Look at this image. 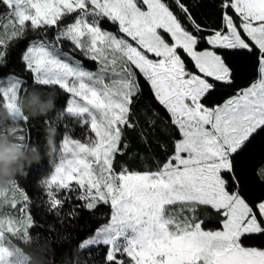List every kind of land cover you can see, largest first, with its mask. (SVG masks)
<instances>
[{"label":"snow or ice","instance_id":"1","mask_svg":"<svg viewBox=\"0 0 264 264\" xmlns=\"http://www.w3.org/2000/svg\"><path fill=\"white\" fill-rule=\"evenodd\" d=\"M216 3L218 22L206 23L184 0H0V69L23 43L34 83L70 95L58 163L41 181L47 211L72 227L81 211L109 208L76 244L72 264H264V166L249 168L254 142L264 148V0ZM249 61L259 78L219 102ZM21 86L13 73L0 77V108L22 149L20 122L29 118L19 107ZM141 96L166 111L172 143L137 169L119 158L130 147L127 131L138 127ZM70 125L85 129L83 138L70 135ZM0 196V264L14 253L27 261L25 247L49 242L33 235L43 226L17 177ZM201 210L214 212L216 227Z\"/></svg>","mask_w":264,"mask_h":264},{"label":"trees","instance_id":"2","mask_svg":"<svg viewBox=\"0 0 264 264\" xmlns=\"http://www.w3.org/2000/svg\"><path fill=\"white\" fill-rule=\"evenodd\" d=\"M184 2L192 8L197 18L202 22L213 23L217 21L218 6L216 0H184ZM2 10L0 9V11ZM108 27L110 30H114L110 25ZM25 47L26 45L21 43L11 49L10 62L5 68L0 69V77L13 73L22 81L21 98L18 103L22 112L29 118L27 122H20L26 144H24L22 149L16 147V137L13 136L15 129L11 123H8L9 118L7 116L4 125L0 126V145H5L11 149L12 151L9 155L13 156L16 153H28L32 147H35L42 157L40 163H34L30 167H26V174L18 175L17 179L20 187L26 190L30 197L31 214L37 224L43 226L33 228V235L35 236L39 233L42 238H47L49 242L46 245L42 239L38 245L32 244L25 247L24 253L28 254L27 257L29 255L32 256L33 264H35V261L41 259L45 249L48 248L46 259L49 264H72L77 259L78 250L76 244L93 233L94 229L101 223L105 222L104 217L109 213V208L108 206H101L95 214L81 211L78 220L72 222L74 225L72 227L62 226L54 214L47 211L46 198L41 181L48 177V174L54 170L55 164L58 163V148L66 131L64 128L66 121L61 120L60 113L66 108L70 95L64 93L58 86H41L34 83L32 75L25 70V65L21 60ZM64 47L67 50L70 45L65 43ZM77 58L83 62V66L86 69L96 70L95 62L87 60L78 53ZM258 73V65L249 61L248 70L237 79L232 90L218 95L216 99L219 102H223L229 95L234 94L236 90L250 86L252 82L257 80ZM34 88H39L48 93V95L41 97L39 92L31 91ZM25 90L29 91L26 96H24ZM145 91L147 93L149 90L146 89ZM53 100L54 105L51 110L43 115H29L32 112L38 113L40 106L50 105ZM0 112L6 113V110L0 108ZM134 112L138 127L135 130L127 131V140L130 143V147L126 154L119 158V162L133 168L142 169L146 165H154L156 158L162 159L165 156L164 150L160 147L161 144H167L169 150H171L172 142L167 130L169 118L166 111L158 105L154 98L151 99V104H149L148 96H141L134 105ZM5 130L8 132L9 139L4 138ZM46 130H54V142L57 149L50 156L47 154ZM68 131L75 138H83L82 134L85 129H82L79 125H70ZM145 137H147V143L144 142ZM261 166H264V148H262L259 141H256L252 146L249 168L250 171L256 170L258 172ZM68 210L69 205L66 204L63 212L66 213ZM205 215L215 219L212 223L205 221L207 226L216 227L217 218L214 212L201 210L199 213L200 219L204 220ZM48 225H55L56 231L49 233L47 231ZM93 252H95V249H93ZM79 259L83 261L85 257L82 256ZM95 259H99V257H95ZM89 264H92V262L89 261Z\"/></svg>","mask_w":264,"mask_h":264},{"label":"clouds","instance_id":"3","mask_svg":"<svg viewBox=\"0 0 264 264\" xmlns=\"http://www.w3.org/2000/svg\"><path fill=\"white\" fill-rule=\"evenodd\" d=\"M54 105V100L50 105L40 106V111L32 112L29 115H43L47 111L51 110ZM7 120V114L0 112V126H3ZM46 142L48 145V155L56 152V145L54 142V130H46ZM12 150L5 145H0V187H4L11 183L13 178L18 175H23L25 173L26 167H30L34 163H40L42 157L37 148L32 147L28 153H16L14 156L9 155ZM49 249L46 248L41 259L35 261V264H49L46 259V255ZM28 255L27 253H25ZM28 264H33L32 256H28Z\"/></svg>","mask_w":264,"mask_h":264},{"label":"rangeland","instance_id":"4","mask_svg":"<svg viewBox=\"0 0 264 264\" xmlns=\"http://www.w3.org/2000/svg\"><path fill=\"white\" fill-rule=\"evenodd\" d=\"M90 71H95V70H90ZM7 196L9 198H11L12 193L11 192L7 193ZM2 199H3V197L0 196V200H2ZM17 199H19L18 194H17ZM22 203L23 202H21V204H18V207H21L22 206ZM0 211H4V210L3 209H0ZM204 221H208L209 223H212V222L215 221V219L214 218H210L208 215H205ZM11 264H27V261L24 260V256L21 255L20 253H14L13 256L11 257Z\"/></svg>","mask_w":264,"mask_h":264},{"label":"crops","instance_id":"5","mask_svg":"<svg viewBox=\"0 0 264 264\" xmlns=\"http://www.w3.org/2000/svg\"><path fill=\"white\" fill-rule=\"evenodd\" d=\"M258 78H259V73H258ZM258 78H257V79H258Z\"/></svg>","mask_w":264,"mask_h":264}]
</instances>
